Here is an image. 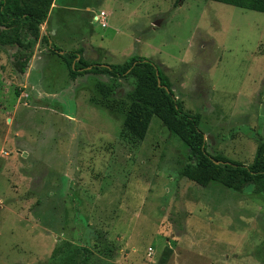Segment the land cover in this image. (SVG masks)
I'll return each instance as SVG.
<instances>
[{
	"label": "rangeland",
	"instance_id": "obj_1",
	"mask_svg": "<svg viewBox=\"0 0 264 264\" xmlns=\"http://www.w3.org/2000/svg\"><path fill=\"white\" fill-rule=\"evenodd\" d=\"M100 10L106 27L92 23ZM47 16L24 74L13 47L0 48V264H264V192L182 177L186 146L157 117L142 141L122 137L134 79H73L42 39L101 65L151 59L200 114L207 151L250 164L264 139V13L210 0H55ZM98 81L114 89V108Z\"/></svg>",
	"mask_w": 264,
	"mask_h": 264
},
{
	"label": "trees",
	"instance_id": "obj_2",
	"mask_svg": "<svg viewBox=\"0 0 264 264\" xmlns=\"http://www.w3.org/2000/svg\"><path fill=\"white\" fill-rule=\"evenodd\" d=\"M53 1L0 0V48L13 47L11 66L15 72L25 73L39 39L40 26L46 20ZM210 1L264 13V0ZM42 39L52 52L64 59L68 74L73 79L87 73L105 74L114 79H134V87L125 95L129 102L124 110L120 130L122 137L131 143L142 141L151 118L157 117L162 126L186 146V162L179 171L182 177L202 187L217 182L240 193L247 188L254 194L264 192V139H257L258 145L250 164L211 155L199 127L200 114L183 109L154 61L130 55L123 63L101 65L86 61L81 49L60 53V48L50 43L47 35H43ZM95 86L102 99L100 102L107 108H114L108 100L110 94L115 93L112 86L101 81L96 82ZM96 236L103 240L100 243L103 247L99 250L101 255L111 257L114 249L109 241L102 237V233ZM83 251L91 253L87 248H83ZM66 257L70 258L69 255ZM83 258L88 257L85 255Z\"/></svg>",
	"mask_w": 264,
	"mask_h": 264
},
{
	"label": "built area",
	"instance_id": "obj_3",
	"mask_svg": "<svg viewBox=\"0 0 264 264\" xmlns=\"http://www.w3.org/2000/svg\"><path fill=\"white\" fill-rule=\"evenodd\" d=\"M92 23H97L101 27L107 26V13L104 10H100L97 14H92Z\"/></svg>",
	"mask_w": 264,
	"mask_h": 264
},
{
	"label": "crops",
	"instance_id": "obj_4",
	"mask_svg": "<svg viewBox=\"0 0 264 264\" xmlns=\"http://www.w3.org/2000/svg\"><path fill=\"white\" fill-rule=\"evenodd\" d=\"M55 1V0H54ZM54 1H53V3H52V5H51V7L54 5ZM51 7H50V9H51ZM50 11V10H49ZM49 17L47 16V18H46V20H45V22L42 24L43 26H46L47 25V23H48V25H49ZM48 36V35H47ZM49 37V36H48Z\"/></svg>",
	"mask_w": 264,
	"mask_h": 264
},
{
	"label": "water",
	"instance_id": "obj_5",
	"mask_svg": "<svg viewBox=\"0 0 264 264\" xmlns=\"http://www.w3.org/2000/svg\"><path fill=\"white\" fill-rule=\"evenodd\" d=\"M159 24V22L158 21H156V22H154V25H158ZM62 53V52H61Z\"/></svg>",
	"mask_w": 264,
	"mask_h": 264
}]
</instances>
